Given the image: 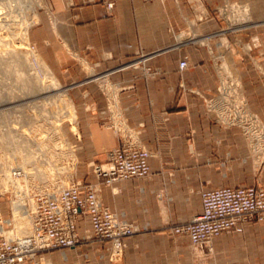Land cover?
I'll return each mask as SVG.
<instances>
[{
  "label": "crops",
  "instance_id": "obj_1",
  "mask_svg": "<svg viewBox=\"0 0 264 264\" xmlns=\"http://www.w3.org/2000/svg\"><path fill=\"white\" fill-rule=\"evenodd\" d=\"M45 2L29 40L61 84L78 85L70 92L77 135L66 132L75 146V179L97 184L102 205L142 231L125 239L116 262L108 260L104 241L87 238L38 253V264H264V220L215 236L207 250L167 231L201 212L202 190L255 182L240 130L214 122L204 99L215 93L224 67L264 127V0H116L111 14L101 0H73L72 8L65 0ZM234 2L249 21L226 28L231 17L218 10ZM142 54L150 57L152 76L128 66L116 70ZM182 59L187 68L179 71ZM87 67L116 70L106 80L111 104L134 142L150 152L147 176L106 186L93 175L92 166L105 161L118 138L103 123L107 100ZM258 184L264 186V167ZM88 227L80 217L78 235Z\"/></svg>",
  "mask_w": 264,
  "mask_h": 264
},
{
  "label": "rangeland",
  "instance_id": "obj_2",
  "mask_svg": "<svg viewBox=\"0 0 264 264\" xmlns=\"http://www.w3.org/2000/svg\"><path fill=\"white\" fill-rule=\"evenodd\" d=\"M115 1L116 0H114V5ZM101 3L104 6L103 0H101ZM67 7H75V3L73 2L72 6ZM46 8L47 5L45 0H0V159L8 160L7 166L9 167L10 171H13V168L15 167L22 168L26 172L25 176L14 175L13 173L12 176L15 182H12L11 186L9 185L10 182L4 181L7 179L1 180L0 178V215L2 217V220L4 221L3 233H8H4L6 235L3 234V236L6 237H14L17 234L13 226L15 215L13 217L10 209L11 205L13 206V203H15V206H19V203L21 205L23 203L29 205L27 198L20 199L16 196L17 193L20 192V190L21 192H27L25 196H31L32 193H37L39 191H42L43 193L58 192L62 188L72 185L75 182H79L81 184L79 180L75 179V165L77 162L75 146L69 141L67 135L68 132H70L73 136L77 135L76 114L74 104L72 103L70 98V92L72 89H74L75 86L78 85H76L77 83L74 82V86H67L61 84L54 77L56 82L59 84V87L55 90H52L50 87V90L48 89V91L47 89L43 90L40 82L44 80V78L42 76V71H40L37 67V62L42 63V65L45 67L44 69L50 76L52 73L38 55L35 46L29 40V32L31 28H34L38 25L39 13L44 12ZM112 10H106V12L108 14H111ZM228 19L229 21L232 20L230 18ZM248 21L249 19L247 18H238L237 21L232 20V22L229 23L225 20L224 25L228 26L226 28H229L230 26L237 24V22L238 24H246ZM23 37L25 38L22 42ZM27 50L29 52L32 51V54H30L31 56L27 54L29 53ZM225 53L226 51H224V54ZM136 58H138V56ZM133 59L135 58L120 63L124 65V67L122 68H126L127 66H125V64L129 63ZM219 63L221 65L220 60ZM131 68L133 69V67ZM87 70L90 72L92 80L98 78L100 81L99 88L103 93L105 99L107 100L103 112V123L106 124V126L109 127L118 138V145L115 147L117 148L120 145L121 140L119 134H117L107 122L110 114L109 101H111L112 99V92L106 85L108 81H105V78L106 80H108V78H110V76L114 74L116 70H113L112 67L101 71H94L89 68ZM140 73L143 77H145L142 70L140 71ZM227 77L235 80V78L231 75H228L226 71H223L222 69L217 71V87L215 93L210 97L204 99V109L208 114H211L214 122H216L219 126L224 128L234 127L240 130L241 136L247 146L248 158L251 163V171L255 179V182L253 184L246 187L253 186L264 189V186L258 184V177L260 176L261 170L264 167V127L261 120L250 110L245 98L242 95L246 105V108H244L245 112L252 117V120L255 121L254 124L261 126L263 130V136L260 138V141H257L255 140L253 135L251 136V134L244 133V125H242L240 122L229 121L228 124H225L217 118L214 111L209 107V101L217 96V93L220 89V80H223ZM31 85H33L34 87ZM37 86L38 88H36ZM56 90L59 91L57 92ZM52 91H56V97L51 96L55 94ZM64 98L67 100L66 103H63ZM47 99H51V102ZM64 106L66 109L64 108ZM46 138L47 140H45ZM45 144L46 146L44 147L43 145ZM105 163L106 156L104 162L95 165L101 166ZM3 172L5 171H2V169L0 168L1 175H5ZM92 172L95 176L94 165L92 166ZM102 178H104L103 183L106 186L111 185L112 182L110 184H107L106 178ZM96 179L100 180L101 178ZM13 183L20 189L13 188ZM89 185L96 190L99 198V190L97 184H87L85 186ZM81 187L83 188L84 186H82L81 184ZM107 210L109 209L107 208ZM115 215L118 217L117 214ZM119 219L132 224L136 228L134 234L142 231L141 229H138L132 222H129L122 218ZM25 224L27 230L23 231L21 234H17V236L24 235L26 233L28 234L30 232L29 229L31 228V225L29 218L28 221L25 222ZM175 225L178 224L170 223L168 225L167 231L170 234H174L171 231V228ZM86 230L84 231L83 236L78 235L79 241L85 238H94L92 236L88 237ZM202 250H207V248H204ZM38 253H36L31 261L25 264H38L37 259L39 258H36Z\"/></svg>",
  "mask_w": 264,
  "mask_h": 264
},
{
  "label": "built area",
  "instance_id": "obj_3",
  "mask_svg": "<svg viewBox=\"0 0 264 264\" xmlns=\"http://www.w3.org/2000/svg\"><path fill=\"white\" fill-rule=\"evenodd\" d=\"M65 2L67 6L73 5L72 0ZM103 4L106 10L111 11L114 0H103ZM232 6H238L245 11L240 4L234 2L224 3L218 13L226 17L229 15L226 13L227 8L231 9ZM149 58L142 54L125 66L140 69L145 76H152L155 74L154 70L146 66ZM122 67L124 65L116 70ZM185 68L187 62L182 59L178 62V69L182 71ZM106 85L113 95V87L108 82ZM219 85L217 96L209 101V107L217 118L225 124L229 121L240 122L244 125V133L251 134L255 140L260 141L263 136L262 127L254 124L255 121L245 112L246 105L238 82L227 77L220 80ZM111 103L113 99L109 101L110 114L107 122L119 134L121 143L117 148L107 151L104 165H94V174L96 178L105 177L107 184L116 180L143 178L149 174L148 158L151 154L134 142L131 130L127 128ZM13 173L22 176L20 172ZM25 198L29 203L25 204V209L31 220V233L21 238H5L4 221L0 215V264H25L40 251L75 247L79 241L77 220L81 216L88 219L89 227L86 230L88 237L92 236L106 242L107 258L111 262H116L122 256L124 239L136 231L132 224L120 220L103 207L96 190L90 185L82 188L79 182H75L58 192L39 191ZM200 202L201 212L198 215L171 228L174 234L187 236L191 245L200 250L208 248L212 238L236 226L264 220L262 188L221 187L204 190L200 194Z\"/></svg>",
  "mask_w": 264,
  "mask_h": 264
},
{
  "label": "bare ground",
  "instance_id": "obj_4",
  "mask_svg": "<svg viewBox=\"0 0 264 264\" xmlns=\"http://www.w3.org/2000/svg\"><path fill=\"white\" fill-rule=\"evenodd\" d=\"M12 1V0H11ZM16 2V1H15ZM20 2V1H19ZM24 3V2H23ZM47 9V8H46ZM243 10H246V9H243ZM241 12V13H240ZM244 12L245 11H242V9L240 8V7H238V6H232V8L230 9V7H228L227 8V10H226V13L227 14H229V17H231L233 20H235V21H237L238 20V18H243L244 17ZM17 16V15H16ZM14 33V32H13ZM22 33V32H21ZM18 34V33H17ZM22 37V36H21ZM25 37H23L22 38V42L24 41L23 39H24ZM26 45V44H25ZM4 49V48H3ZM28 51V50H27ZM27 51H25V52H27ZM29 52V51H28ZM27 54H32V51H30L29 53H27ZM34 54V53H33ZM31 56V55H30ZM219 58V57H218ZM36 59V58H35ZM219 59H221V58H219ZM37 60H38V58H37ZM37 67H38V69L40 70V71H42V76H43V78H44V80H42L40 83H41V87L43 88V90L45 89H47V91H48V89H49V87L52 89V90H55V89H57L58 87H59V84L56 82V80H55V78H54V76L51 74V76L46 72V70L44 69L45 67L42 65V63L41 62H37ZM223 70L224 71H226L227 73H228V75H229V73H231V71H229L228 69H226V68H224L223 67ZM34 83V82H33ZM31 86H33V85H31ZM34 87V86H33ZM36 88H38V86L36 87ZM39 88H40V86H39ZM39 90V89H38ZM50 90V89H49ZM40 91V90H39ZM46 91V92H47ZM57 92L59 91V90H56ZM56 91H52L53 93H55V94H53V95H51V96H54V97H56ZM40 92H42V91H40ZM45 92V93H46ZM43 93V92H42ZM64 94V93H63ZM45 96V95H44ZM64 97V96H63ZM48 101H50L49 99H47ZM51 102V101H50ZM67 102V100L64 98V100H63V103H66ZM67 105V104H66ZM70 105V104H69ZM71 106V105H70ZM64 108H65V106H64ZM69 108H71V107H69ZM66 109V108H65ZM70 110V109H69ZM71 113V112H70ZM73 113V112H72ZM42 114V113H41ZM71 117V116H70ZM44 119V118H43ZM43 134V133H42ZM46 137V136H45ZM40 139V138H39ZM44 139V138H43ZM45 140H47V138L45 139ZM40 141V140H39ZM44 141V140H43ZM38 143V142H37ZM47 143V142H46ZM41 144H42V142H41ZM50 144V143H49ZM40 145V144H39ZM44 147L46 146V144L45 145H43ZM39 147V146H38ZM48 149H51V148H48ZM51 152V151H50ZM0 168L2 169V171H5V172H3L5 175H1L0 174V178H1V180L2 179H7V180H4V181H7V182H10L9 183V185L11 186V183L12 182H15V180L13 179V176H12V174H13V171H15V172H20V173H22V175H26V172L22 169V168H13V171H10V169H9V167L7 166L8 165V160L7 159H0ZM20 165V164H19ZM6 166V167H5ZM14 184V183H13ZM13 188H15V189H18L19 187L17 186V185H13ZM20 189V188H19ZM26 193L27 192H21V190H20V192H18L17 193V197H19L20 199H22V198H25V195H26ZM14 205L12 206L11 205V207H10V209H11V212H12V214H13V217H14V215H15V219H14V221H13V226H14V229L16 230V233L17 234H21L23 231H25V230H27V227L25 226L26 224H25V222L26 221H28V218H29V216H28V214H27V211H26V209H25V204L23 203L22 205L19 203V206H15V203H13ZM19 213V214H18ZM30 219V218H29ZM31 221V220H30ZM29 223V222H28ZM30 230V232L27 234H24V235H29L30 233H31V228L29 229ZM4 233H7V232H4ZM3 233V234H4ZM8 234V233H7ZM17 234H16V236H11V237H6L5 236V238H7V239H9V238H13V239H15V238H21L22 236H24V235H20V236H17ZM4 235H6V234H4Z\"/></svg>",
  "mask_w": 264,
  "mask_h": 264
}]
</instances>
